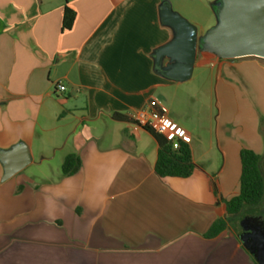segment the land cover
Listing matches in <instances>:
<instances>
[{
	"label": "crops",
	"instance_id": "0c3cea01",
	"mask_svg": "<svg viewBox=\"0 0 264 264\" xmlns=\"http://www.w3.org/2000/svg\"><path fill=\"white\" fill-rule=\"evenodd\" d=\"M224 7L0 0V152L29 157L8 179L0 162V264H256L229 228L204 237L238 194L240 151L264 150V59L201 46ZM165 9L196 29L180 80L165 75L176 61L158 58L176 36ZM152 99L189 138L188 178L158 177L153 135L129 121ZM68 155L80 166L66 177Z\"/></svg>",
	"mask_w": 264,
	"mask_h": 264
},
{
	"label": "water",
	"instance_id": "95a60500",
	"mask_svg": "<svg viewBox=\"0 0 264 264\" xmlns=\"http://www.w3.org/2000/svg\"><path fill=\"white\" fill-rule=\"evenodd\" d=\"M223 19L210 30L202 41V48L210 49L220 57L237 59L256 57L264 59V0H224ZM164 21L176 32L175 39L158 52V58L170 57L176 61L165 73L171 80H180L190 72L197 47L196 29L168 9ZM3 179L18 173L29 163L24 146L0 152ZM242 232L237 236L242 247L256 264H264V223L255 216H245L239 222Z\"/></svg>",
	"mask_w": 264,
	"mask_h": 264
},
{
	"label": "trees",
	"instance_id": "16d2710c",
	"mask_svg": "<svg viewBox=\"0 0 264 264\" xmlns=\"http://www.w3.org/2000/svg\"><path fill=\"white\" fill-rule=\"evenodd\" d=\"M74 20V13L64 8L61 29L69 30ZM117 119L123 117L116 116ZM264 127V120L261 121V133ZM157 143V158L153 167L154 173L160 177L188 178L194 171L191 151L188 144L178 141L177 148L149 129ZM262 135H264L262 133ZM263 161L262 155H257L248 149L240 151L241 172L239 177L238 194L228 201H225L226 216L217 219L212 223L205 238H214L222 231L227 230L232 221L236 218L241 220L245 216L255 215L264 212V174L261 170ZM80 161L75 155H68L61 165L63 176H71L77 172Z\"/></svg>",
	"mask_w": 264,
	"mask_h": 264
},
{
	"label": "built area",
	"instance_id": "2783aa9c",
	"mask_svg": "<svg viewBox=\"0 0 264 264\" xmlns=\"http://www.w3.org/2000/svg\"><path fill=\"white\" fill-rule=\"evenodd\" d=\"M59 91H64L62 85L57 84ZM129 121L141 129H149L159 135H162L167 141L172 143L174 149L177 148V142H189L188 136L167 116L166 109L156 100H150L142 109L134 112Z\"/></svg>",
	"mask_w": 264,
	"mask_h": 264
},
{
	"label": "rangeland",
	"instance_id": "374dc122",
	"mask_svg": "<svg viewBox=\"0 0 264 264\" xmlns=\"http://www.w3.org/2000/svg\"><path fill=\"white\" fill-rule=\"evenodd\" d=\"M262 133L264 134V127L262 128ZM263 139H264V135H263ZM263 156V161H262V165H261V170L264 174V150H263V153L261 154ZM239 219L236 218L232 221L229 229H230V234L235 238V241H237V235L240 233V228H239Z\"/></svg>",
	"mask_w": 264,
	"mask_h": 264
},
{
	"label": "flooded vegetation",
	"instance_id": "af4514ba",
	"mask_svg": "<svg viewBox=\"0 0 264 264\" xmlns=\"http://www.w3.org/2000/svg\"><path fill=\"white\" fill-rule=\"evenodd\" d=\"M250 216H255V217H258L259 218V220H261L263 223H264V212H262V213H257V214H255V215H250ZM240 222V221H239ZM239 225V224H238ZM240 228V227H239ZM242 232V230H241V228H240V233ZM239 233V234H240ZM238 234V235H239ZM237 235V236H238Z\"/></svg>",
	"mask_w": 264,
	"mask_h": 264
}]
</instances>
